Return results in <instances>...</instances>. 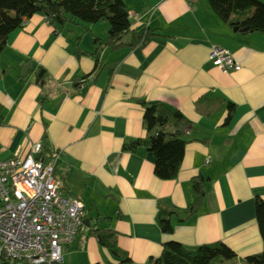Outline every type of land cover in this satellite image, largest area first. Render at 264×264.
I'll list each match as a JSON object with an SVG mask.
<instances>
[{
  "label": "crops",
  "instance_id": "0c3cea01",
  "mask_svg": "<svg viewBox=\"0 0 264 264\" xmlns=\"http://www.w3.org/2000/svg\"><path fill=\"white\" fill-rule=\"evenodd\" d=\"M123 2L132 34L152 36L137 48L128 46L132 34L116 51L106 47L108 23L51 26L43 15L10 37L0 58V161L26 160L38 145L46 158L61 156L56 183L85 208L62 264H120L98 232L114 234L132 264H154L171 242L189 250L223 244L236 259L219 264H245L264 251L256 218L264 202V35L223 23L207 0ZM213 47L229 51L241 72L223 74L210 60ZM140 102L161 103L189 124L174 181L155 176L146 149L124 150L146 137ZM194 183L202 203L184 223L172 217V233L163 234L161 205L186 213L197 202Z\"/></svg>",
  "mask_w": 264,
  "mask_h": 264
},
{
  "label": "trees",
  "instance_id": "16d2710c",
  "mask_svg": "<svg viewBox=\"0 0 264 264\" xmlns=\"http://www.w3.org/2000/svg\"><path fill=\"white\" fill-rule=\"evenodd\" d=\"M213 13L225 24L233 28L249 29V33L264 35V6L258 8L256 0H207ZM254 14L243 22H233L231 19L237 13ZM35 15H43L51 26L77 25V22L87 25L108 23L109 39L106 43L112 51L125 46L124 39L132 34L129 13L123 0H0V58L7 48L10 37L23 30L25 23ZM151 34H132L130 48H137L150 39ZM152 37V36H151ZM99 45L100 41L95 40ZM144 109V124L146 137L125 146L124 150L135 152L146 149L156 161L155 176L162 181L177 179L185 156L186 143L181 136L189 127L185 118L161 103L140 102ZM232 113L234 108L229 106ZM231 117V116H230ZM229 117V119H230ZM52 156L46 158L42 152L39 159L46 165L51 163ZM58 167V166H57ZM57 167L54 171V178ZM56 181V180H55ZM59 188V187H58ZM59 191L70 199L62 189ZM197 196L196 205L186 213L180 214L168 206L161 205L159 222L163 234L172 233L171 219L179 218L181 223L188 221L196 212L204 198L201 185L194 183ZM256 218L264 244V202H256ZM99 244L108 249L120 264L132 262L120 252L114 234H95ZM236 255L225 245L204 246L189 250L179 243L165 244L162 255L154 264H219L233 261ZM245 264H264V251L261 255L244 260Z\"/></svg>",
  "mask_w": 264,
  "mask_h": 264
},
{
  "label": "built area",
  "instance_id": "2783aa9c",
  "mask_svg": "<svg viewBox=\"0 0 264 264\" xmlns=\"http://www.w3.org/2000/svg\"><path fill=\"white\" fill-rule=\"evenodd\" d=\"M211 62L223 73H239L233 55L213 47ZM34 146L26 160L0 161V264H62L64 248L73 245L84 227L85 208L65 198L54 178L61 158L48 165Z\"/></svg>",
  "mask_w": 264,
  "mask_h": 264
},
{
  "label": "water",
  "instance_id": "95a60500",
  "mask_svg": "<svg viewBox=\"0 0 264 264\" xmlns=\"http://www.w3.org/2000/svg\"><path fill=\"white\" fill-rule=\"evenodd\" d=\"M250 31H249V29H243V30H241L240 31V33H242V34H247V33H249ZM30 69H31V65H28V66H26L24 69H23V72H22V74H21V78L23 79V80H25L26 79V77H27V74H28V72L30 71ZM42 75H43V73H41V75L39 76V79H38V81H37V84H40V80L42 79ZM189 129H187L186 130V133H189Z\"/></svg>",
  "mask_w": 264,
  "mask_h": 264
}]
</instances>
